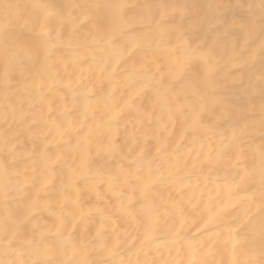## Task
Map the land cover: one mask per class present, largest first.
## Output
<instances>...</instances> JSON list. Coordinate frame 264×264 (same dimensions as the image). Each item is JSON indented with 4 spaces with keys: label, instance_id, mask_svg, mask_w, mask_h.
<instances>
[{
    "label": "bare ground",
    "instance_id": "6f19581e",
    "mask_svg": "<svg viewBox=\"0 0 264 264\" xmlns=\"http://www.w3.org/2000/svg\"><path fill=\"white\" fill-rule=\"evenodd\" d=\"M0 264H264V0H0Z\"/></svg>",
    "mask_w": 264,
    "mask_h": 264
}]
</instances>
